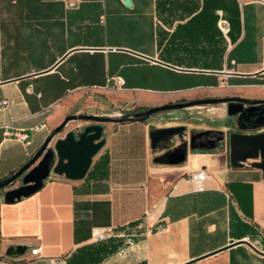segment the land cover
<instances>
[{
	"label": "crops",
	"instance_id": "crops-1",
	"mask_svg": "<svg viewBox=\"0 0 264 264\" xmlns=\"http://www.w3.org/2000/svg\"><path fill=\"white\" fill-rule=\"evenodd\" d=\"M129 2L0 0V179L87 94L113 89L169 103L264 81V0ZM74 124L81 122L64 132ZM177 125L103 124L96 157L106 155L105 177L68 180L51 171L12 202L3 191L20 182L0 190V264H181L245 236L258 237L264 253V177L254 159L241 149L231 159L226 142L187 143L182 162L163 163L156 158L178 143L152 148L148 132ZM199 169L206 177L196 186L188 174ZM92 227L114 235L91 242ZM190 264H264V254L236 243Z\"/></svg>",
	"mask_w": 264,
	"mask_h": 264
},
{
	"label": "water",
	"instance_id": "water-1",
	"mask_svg": "<svg viewBox=\"0 0 264 264\" xmlns=\"http://www.w3.org/2000/svg\"><path fill=\"white\" fill-rule=\"evenodd\" d=\"M122 3L125 6H129L130 4L129 0H122ZM217 103L224 104L227 117L234 116L232 125L239 131H230L226 135L221 131L214 132L217 134L216 138H206V145L202 143L198 146V149H212L218 147L221 142H226L230 148L229 155L231 159L238 156L237 150H245L246 156L254 159L252 165L259 168L264 177V130L257 132L253 131L257 128L264 127V119L262 121L246 123L247 120L246 118L244 119L246 109L242 107V105L245 104L254 105L264 103V98L255 99L238 96L202 97L179 102L163 103L119 117L87 113L65 115L62 120L49 131L43 142L24 163L9 175L0 179V189L6 188L18 179L20 180L17 186L3 191L2 200L4 202H12L20 197H25L35 192L51 171L60 173L68 180L82 179L92 162L93 156L104 143V137L101 136L104 123L143 121L147 120L152 114L161 111ZM76 122L87 123L84 125L74 124L73 127L63 133L62 137L56 138L67 123ZM184 129L185 127L183 125L151 128L148 132L150 147L154 148L158 142H167L174 136L179 137L181 134H184ZM209 132L211 131H200L195 136L191 135L189 140L191 141L193 137L206 135ZM180 143V145L178 144L164 151L156 159L166 164H177L182 162L185 158L187 145L184 140ZM189 147L193 148L190 143ZM236 243H244L253 251L264 254L245 239H239L237 241L230 239L225 247ZM225 247L181 264L193 263ZM19 251L17 247L13 254L19 253Z\"/></svg>",
	"mask_w": 264,
	"mask_h": 264
},
{
	"label": "rangeland",
	"instance_id": "rangeland-1",
	"mask_svg": "<svg viewBox=\"0 0 264 264\" xmlns=\"http://www.w3.org/2000/svg\"><path fill=\"white\" fill-rule=\"evenodd\" d=\"M229 93L233 95L242 94V96L247 95V97L264 98V81H260L255 87H246L243 89L233 88L230 90L219 89L217 91V95L212 97L225 96ZM161 104L163 103L151 100L148 101L145 99H137L133 96L128 97L126 94L122 93V91L112 89L106 93L98 94L96 96L89 94L85 95L82 99L75 102L73 108L68 111V113H66L65 115L87 113L119 117L132 114L136 111L144 110V108L146 109L148 107ZM137 108L143 109L137 110ZM147 120L151 122L153 126L164 125L169 123H181V125L185 127L186 133L190 131H203L205 128H213V130H209L211 132H223V129L225 127H232L230 123L231 117L226 116L225 106L222 103L195 105L183 109H171L161 111L152 114L149 118H147ZM86 123L87 122H81V125H84ZM71 124L72 123H67V125L60 131L59 134L63 133L64 130H66ZM176 142L179 143L180 140H177L176 138L172 139L170 141V145H174ZM95 157L96 154L93 156L92 160H94ZM17 181L18 180L14 181L6 188L12 186L14 183H17Z\"/></svg>",
	"mask_w": 264,
	"mask_h": 264
},
{
	"label": "built area",
	"instance_id": "built-area-1",
	"mask_svg": "<svg viewBox=\"0 0 264 264\" xmlns=\"http://www.w3.org/2000/svg\"><path fill=\"white\" fill-rule=\"evenodd\" d=\"M66 5H67V7H74L76 5V3L74 1H67ZM218 26L222 32H226L228 29L227 23L224 20H220ZM112 81H113L114 88H119L123 84V79L119 76H114L112 78ZM2 104L5 105L6 101H2ZM16 137L20 141H24L26 139L25 134H18ZM25 143H27V141H25ZM205 177H206V173L202 169L195 170V171L188 174V179L190 181H192L196 186H198L199 183ZM158 228L162 229L163 225L158 226ZM113 235L114 234H113L112 230L108 227H104V228L92 227L90 229V232H89V239L91 242L95 243V242L106 240ZM132 236H133V234H128L127 236H125L123 243L127 244V245L130 244L132 242ZM243 239H245L246 241L251 243L254 247H256V244H258V242H259L258 237H256V239H254L253 241H249L246 236L243 237ZM29 252L31 255H38L36 248L30 249Z\"/></svg>",
	"mask_w": 264,
	"mask_h": 264
},
{
	"label": "flooded vegetation",
	"instance_id": "flooded-vegetation-1",
	"mask_svg": "<svg viewBox=\"0 0 264 264\" xmlns=\"http://www.w3.org/2000/svg\"><path fill=\"white\" fill-rule=\"evenodd\" d=\"M225 96H238V97H243V98H255V97L242 96L239 94H235V95L229 94V95H225ZM255 99H259V98H255ZM242 107L246 109L245 110V117H244V119L246 118V120H247L246 123L247 122L252 123L254 121H262L264 119V103H259V104H254V105L245 104V105H242ZM233 119H234V116L231 117V120H230L231 125H232ZM261 130H264V127L257 128L253 131L257 132V131H261ZM230 131H239V130L232 125V127L227 128V131H224L223 134L226 135ZM199 132L200 131L194 133L193 136H195ZM216 136H217L216 133L209 132L206 135H201L199 137H193V139L191 141L189 140L190 137H188V141H185V142H186V144L190 143L194 149H198V146L201 145L202 143H204L206 145V143H207L205 141L206 138H216ZM169 142H170L169 140L167 142H163L160 144V146L168 147ZM178 144L180 145L181 143H178ZM18 181L20 182L19 179H18Z\"/></svg>",
	"mask_w": 264,
	"mask_h": 264
},
{
	"label": "trees",
	"instance_id": "trees-1",
	"mask_svg": "<svg viewBox=\"0 0 264 264\" xmlns=\"http://www.w3.org/2000/svg\"><path fill=\"white\" fill-rule=\"evenodd\" d=\"M139 109H143V108H137V110ZM106 171H107V158L104 153H101L91 162L85 174V177L103 178L106 176Z\"/></svg>",
	"mask_w": 264,
	"mask_h": 264
}]
</instances>
